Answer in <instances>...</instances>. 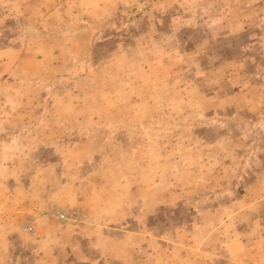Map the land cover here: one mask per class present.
Returning <instances> with one entry per match:
<instances>
[{
  "label": "rangeland",
  "instance_id": "rangeland-1",
  "mask_svg": "<svg viewBox=\"0 0 264 264\" xmlns=\"http://www.w3.org/2000/svg\"><path fill=\"white\" fill-rule=\"evenodd\" d=\"M0 264H264V0H0Z\"/></svg>",
  "mask_w": 264,
  "mask_h": 264
},
{
  "label": "built area",
  "instance_id": "built-area-1",
  "mask_svg": "<svg viewBox=\"0 0 264 264\" xmlns=\"http://www.w3.org/2000/svg\"><path fill=\"white\" fill-rule=\"evenodd\" d=\"M50 214L53 217H56L57 219H60L62 221H75L79 216L77 211L64 210L58 208L52 209Z\"/></svg>",
  "mask_w": 264,
  "mask_h": 264
}]
</instances>
